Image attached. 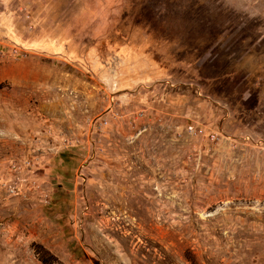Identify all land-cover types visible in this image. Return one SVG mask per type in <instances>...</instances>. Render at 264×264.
<instances>
[{
  "label": "rangeland",
  "instance_id": "rangeland-1",
  "mask_svg": "<svg viewBox=\"0 0 264 264\" xmlns=\"http://www.w3.org/2000/svg\"><path fill=\"white\" fill-rule=\"evenodd\" d=\"M264 264V0H0V264Z\"/></svg>",
  "mask_w": 264,
  "mask_h": 264
},
{
  "label": "trees",
  "instance_id": "trees-1",
  "mask_svg": "<svg viewBox=\"0 0 264 264\" xmlns=\"http://www.w3.org/2000/svg\"><path fill=\"white\" fill-rule=\"evenodd\" d=\"M39 260L42 264H48V261L42 257H39Z\"/></svg>",
  "mask_w": 264,
  "mask_h": 264
}]
</instances>
